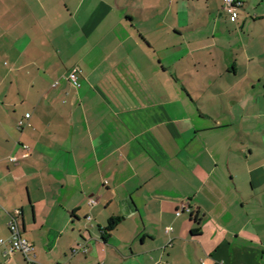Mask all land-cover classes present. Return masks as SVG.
<instances>
[{
	"label": "crops",
	"instance_id": "1",
	"mask_svg": "<svg viewBox=\"0 0 264 264\" xmlns=\"http://www.w3.org/2000/svg\"><path fill=\"white\" fill-rule=\"evenodd\" d=\"M238 1L0 0V264L17 212L38 264H264V0Z\"/></svg>",
	"mask_w": 264,
	"mask_h": 264
},
{
	"label": "built area",
	"instance_id": "2",
	"mask_svg": "<svg viewBox=\"0 0 264 264\" xmlns=\"http://www.w3.org/2000/svg\"><path fill=\"white\" fill-rule=\"evenodd\" d=\"M224 6L225 10L228 14L235 16L237 12L242 7V3L238 0H224ZM79 71L74 70L70 76L69 80L75 87H80L79 77H78ZM27 118H30V115H27ZM22 125V123H20ZM11 162H17V159L11 158ZM96 201L94 199L90 200V205H95ZM185 209H188L186 206H183L178 212L177 216L180 217ZM20 212H17L16 216L13 217L10 225H9V231H10V254L14 253H21L25 259L27 264H38V261L36 259L35 254V247L32 243L29 241L23 239L21 234V228L19 226V217ZM172 231V229H170ZM1 243H4V240H1Z\"/></svg>",
	"mask_w": 264,
	"mask_h": 264
},
{
	"label": "trees",
	"instance_id": "3",
	"mask_svg": "<svg viewBox=\"0 0 264 264\" xmlns=\"http://www.w3.org/2000/svg\"><path fill=\"white\" fill-rule=\"evenodd\" d=\"M118 221H119V219L118 220H112V222L110 223V226H109L108 229L112 230L115 227V225L117 224Z\"/></svg>",
	"mask_w": 264,
	"mask_h": 264
}]
</instances>
